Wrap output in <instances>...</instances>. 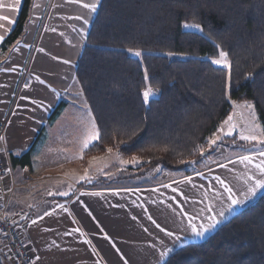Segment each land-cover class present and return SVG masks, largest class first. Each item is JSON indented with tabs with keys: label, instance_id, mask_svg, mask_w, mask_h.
<instances>
[{
	"label": "trees",
	"instance_id": "obj_1",
	"mask_svg": "<svg viewBox=\"0 0 264 264\" xmlns=\"http://www.w3.org/2000/svg\"><path fill=\"white\" fill-rule=\"evenodd\" d=\"M32 2L24 0L0 56L24 34ZM184 23L199 24L203 32ZM129 47L140 49L142 60L130 56ZM221 50L232 66L230 83L229 70L211 62ZM76 79L100 131L83 164L111 148L136 158L121 180L144 178L158 168L189 175L214 152L210 140L235 104L252 103L264 128V0H102ZM148 87L159 92L145 104ZM66 106L59 103L50 124ZM166 264H264V194Z\"/></svg>",
	"mask_w": 264,
	"mask_h": 264
},
{
	"label": "crops",
	"instance_id": "obj_2",
	"mask_svg": "<svg viewBox=\"0 0 264 264\" xmlns=\"http://www.w3.org/2000/svg\"><path fill=\"white\" fill-rule=\"evenodd\" d=\"M11 2L4 0L5 4ZM83 2L90 3L92 0ZM101 2L97 11L92 13L70 0H33L30 20L18 40L19 44L16 42L5 55L0 56V69H3L0 71V123H7L1 151L8 168L1 196L4 202L9 200L12 206H18L13 210V215L20 221L22 236L33 255L34 264H166L174 252L189 244L206 241L264 194V190H260L255 197L218 217L220 222L203 237L191 233L189 216L195 218L193 222L197 226L207 224L210 216L216 215L221 206L227 207L229 203L228 193L214 177L219 176L234 191L246 189L247 176L257 175V170L251 165L246 168L239 163V156L252 154L254 162L259 163L264 159L256 155L264 150L261 148L240 153L189 175L166 170L165 179L157 181L164 170L158 168L143 178H151L145 184L116 189H86L79 184L76 193L62 202L36 199L40 195L38 189L42 186L41 182L55 176L50 172V167L37 162L42 157L43 149L51 146L49 142L56 147L59 142L65 145L78 138L69 126L60 127L57 129L58 135L55 134V127L72 102H67L55 122L50 124L49 119L64 96L69 95L74 81H77L78 61L87 45ZM23 3L24 0H21L16 12L0 9V15L9 16L14 21L9 24L7 20H0L3 25L0 35L4 37L0 46L14 30ZM78 16L81 19H76ZM42 39V55L35 63L36 45ZM51 60L55 63L51 64ZM27 76L33 85L31 92H36L40 103L28 126L18 136L12 137L8 131L12 113L9 103L18 84ZM84 113L77 121L78 127L81 131H89L90 123ZM29 152L30 159L24 160L23 156ZM229 159L236 163H229ZM221 164H226L227 168L221 167ZM186 178H191V183ZM217 193L220 194L219 199ZM105 197L110 199L104 201ZM239 198L243 199L242 196ZM209 207L213 208L212 212L208 211ZM45 212L51 215L45 216ZM33 220L37 223L32 224ZM161 228L165 231H161ZM76 229H80L84 235ZM169 231L173 236L167 235ZM177 236L181 239L177 240ZM169 248L172 251L161 259V253ZM37 256L40 260L35 259ZM8 257L6 254L0 255V264H14Z\"/></svg>",
	"mask_w": 264,
	"mask_h": 264
},
{
	"label": "rangeland",
	"instance_id": "obj_3",
	"mask_svg": "<svg viewBox=\"0 0 264 264\" xmlns=\"http://www.w3.org/2000/svg\"><path fill=\"white\" fill-rule=\"evenodd\" d=\"M187 30L198 31L193 29ZM43 39L39 40L38 44L36 45V54L34 59L35 63L40 60V57L42 55L41 49L43 48L44 42L42 44L40 43L43 41ZM53 63L55 62H52L51 64ZM216 66L222 67L220 65ZM37 85L41 87L44 86L43 84ZM32 86L33 85L32 83H30V79H28L27 76L18 84L15 94L14 92L12 93V95H14L12 96V99L9 103V109L10 111L12 110V113L11 121L8 125V131L12 137L18 136L25 129V127L28 126V123H30V119L33 118L35 110H37V108L39 107L40 101L36 97V92H31ZM153 97H155V95L150 97V99ZM62 101L72 103L68 108L66 115L59 121L58 125L55 127V134L59 132V130L57 129H60V127L69 126V128L71 127V129H74V131L71 132H73V134L74 132H76L78 138L76 141L69 142L65 145L59 142L57 143L58 146L56 147H54L52 143L49 142V145L51 146L45 147V149H43L42 157L40 156L37 162L40 161V164L44 163L43 166L50 167V172L55 176L51 180L41 182L42 186L38 189L40 190V195H38V198H36V196L34 198L46 199L49 202L52 201L58 203V199H67L73 196V194L76 193L77 185L79 184H82L83 188L86 189H116L130 187L134 184H145L151 181V178L149 179L148 177L147 179L142 178L138 180H129L128 178H126L121 180V172L130 167H135L136 165L127 156L121 154L119 151H111L100 156L92 157L87 161V164H83V152L86 149L82 152V145L87 134L91 131V122L93 121V117L90 112L89 106L83 96L81 87L76 80L70 88L69 95L64 96ZM247 104L253 105L252 103L235 104V110L230 116V123L236 124L237 126L233 132V136H223L222 133H220L218 130V133L215 134V136L212 138L216 139L217 137H219V139H217V143H209L210 148L214 149V152L206 157L204 161L197 164L191 173H193L194 171L203 170L204 168H208L210 165H213L217 162H222L223 160L239 155L240 153H244L249 150H259L261 148H264V145L257 144L254 141L249 143L239 140V133L242 128L248 127L252 123L259 124L260 128H262L254 107L253 110L255 113V121H253L252 111H250L246 107ZM84 112H86L85 117L86 119L88 117V121L90 123L89 131H81L78 127L79 124L77 121L80 119V116H82ZM228 120L229 118L226 121ZM221 127H223L226 131L228 128V124L224 122L220 126V128ZM257 131H259V129ZM234 136L238 137L237 142L230 143L228 145L224 143V140L232 138ZM52 138L56 137L52 136ZM95 142L96 141H94L93 143ZM238 142L245 143L244 145H246L247 147L245 148L242 145L240 146L239 144H237ZM162 171L163 172H161L160 175L158 174L159 178L156 179L157 181H160V179H165L164 174L166 173V170L164 169ZM85 173H87V175L90 177V182L88 180L81 179V177H83ZM178 175H183V173L179 172ZM60 192H67L68 194L60 195ZM109 199L110 197H105L103 200L107 201ZM17 208L18 206H11L10 214L13 217V210ZM14 218L19 221L18 217Z\"/></svg>",
	"mask_w": 264,
	"mask_h": 264
},
{
	"label": "snow or ice",
	"instance_id": "obj_4",
	"mask_svg": "<svg viewBox=\"0 0 264 264\" xmlns=\"http://www.w3.org/2000/svg\"><path fill=\"white\" fill-rule=\"evenodd\" d=\"M71 3H76V4H80L81 7L88 9L90 12L95 13L97 11V7L100 4V0H92V2L90 3H84L83 0H70ZM21 5V0H12L11 3L5 4L4 0H0V9L3 8H7L9 11L11 12H16L19 10V7ZM76 19H81V17H76ZM0 20H7L9 24L14 23L13 20H11V18L9 16H4V15H0ZM87 22V21H86ZM3 25L0 24V28H2ZM183 27L185 29H193V30H198L200 32H203V28L201 27V25L196 24V23H184ZM7 31V29H5ZM53 31H55V29H53ZM4 40V37L2 35H0V42H2ZM17 43L19 44V41H17ZM219 47V46H218ZM41 51H43L41 49ZM126 51L128 52V54L130 56L136 57V58H143V53L140 49H134V48H127ZM166 55L168 56H172L173 53L169 52L166 53ZM212 64L214 65H220L223 68H226L229 70V74H228V80L229 83L231 81V64L228 60V54L224 51H220L219 53V59H213ZM64 63H68V61H64ZM3 69H0V71H2ZM147 72L145 71V80H147ZM39 79V78H37ZM41 83H43V81H41ZM157 92H159V89H155V91L153 90L152 87H148L146 88L143 92H142V97H143V103L148 104L150 97L154 96ZM246 107L252 111V115H253V121H255V113L253 110V105L251 104H247ZM231 121V117H229L228 121H225L226 124H228V128L225 131V129L223 127H221L219 129V132L222 133L223 136L226 137H231L233 136V132L236 129V124L230 123ZM259 129V131H257ZM100 138V131L99 129L96 127L95 124V120L93 119V121L91 122V131L87 134L86 138L83 141V145H82V152L85 149H89L90 146L91 147H95V144L93 143L94 141H98ZM217 139H219V137H217L216 139H212L210 140V144H216L217 143ZM5 137L0 136V141H4ZM239 140L241 141H246V142H256L257 144L260 145H264V128H260L259 124L256 123H252L250 124L248 127L242 128L240 133H239ZM112 149L109 148L108 152H111ZM201 155H203V151L201 150ZM256 155L260 156V157H264V150H260L256 153ZM82 158V157H81ZM133 162H136V158L133 157L132 158ZM255 157L252 154H247V155H240L239 156V163L244 164L245 167L247 168L248 165H251L253 168H255L257 170V175H248L247 176V180L245 181V184L247 185L246 189L237 192L234 191L232 187H230L228 184H226L222 179H220L219 176L214 177V179L221 184V186L224 188V190L228 193L227 196V201L229 202L227 204V207H223L221 206L220 211L213 216H210L208 218V223L204 224L201 223L199 226H197L193 220L195 219L192 216H189V227L191 230V233L195 236L198 237H203L204 234L208 231H211L212 229H214L216 227V225L220 222L218 217H223L225 215V213H230L231 211H233V209L237 206H240L242 203H244L245 201L251 199L252 197H255L257 195V192L260 190H264V159H261L259 161V163H255ZM183 162V161H182ZM229 163H236V161H233L231 159H229ZM223 168H227L226 164H221L220 165ZM25 171H27L25 169ZM249 171H251L249 169ZM197 175H200V173H197ZM3 177L0 176V180H2ZM81 179L84 180H88L90 182V177L87 175V173H85V175L83 177H81ZM186 181L188 183H191V178H186ZM248 181H251V183H248ZM165 187H170L169 185H165ZM126 191H130V190H126ZM153 191H156V189H153ZM173 191H176V189H173ZM60 195H67V192H60ZM93 195H98V193H93ZM220 194L217 193V199H219ZM240 196L243 197V199L239 198ZM221 205H223V201H221ZM61 208L63 207L62 205L60 206ZM209 212L213 211L212 207L208 208ZM45 216L47 215H51L48 212H45L44 214ZM135 219V217H133ZM41 219H43V217H41ZM149 219H151V217H149ZM37 221L33 220L32 224H36ZM153 223H155V221H153ZM157 227H159V225H157ZM161 231H165L163 228L160 229ZM75 231L77 232H81L80 229H76ZM5 235H7V233H5ZM81 235H84L83 232H81ZM167 235L169 237L173 236L172 232H167ZM177 240H180L181 237L177 236L176 237ZM26 247V246H25ZM57 247H59L57 245ZM33 251H35V249H33ZM172 251V249H168L166 252H162L161 253V259H164L165 257H167L168 253H170ZM9 260H11V256L8 257ZM36 260H40V257L37 256L35 258ZM32 264H34V262H32Z\"/></svg>",
	"mask_w": 264,
	"mask_h": 264
},
{
	"label": "built area",
	"instance_id": "obj_5",
	"mask_svg": "<svg viewBox=\"0 0 264 264\" xmlns=\"http://www.w3.org/2000/svg\"><path fill=\"white\" fill-rule=\"evenodd\" d=\"M7 123H0V136L5 137ZM5 141V140H4ZM4 141H0V255H9L14 264H32L33 255L22 236L19 221L11 213V202L2 200V190L5 180L8 177L6 157L1 151ZM7 233V235H5ZM26 246V247H25Z\"/></svg>",
	"mask_w": 264,
	"mask_h": 264
}]
</instances>
